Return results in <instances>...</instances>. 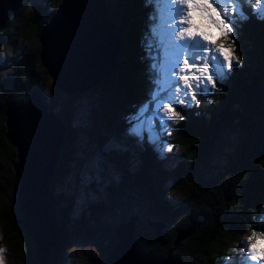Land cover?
Wrapping results in <instances>:
<instances>
[{
  "label": "trees",
  "instance_id": "1",
  "mask_svg": "<svg viewBox=\"0 0 264 264\" xmlns=\"http://www.w3.org/2000/svg\"><path fill=\"white\" fill-rule=\"evenodd\" d=\"M27 1H16L15 9L0 29L1 48L18 35L15 30L23 24L22 15L33 28L24 50V65L18 66L12 78L5 79L0 92V146L6 161L5 167L0 164V168L6 172L3 184L9 186L11 193L17 192L20 184L16 164L20 158L18 148L7 137L6 111L10 103L25 104L34 91L42 105L61 118L65 128L55 176L50 182V190L56 196L54 221L61 224V233L56 246L50 249L49 264H66L64 247L72 239H95L100 245L96 257L99 264H105L117 244L116 225L131 217L139 218L135 222L137 252L153 255L156 260L168 257L167 264H251L241 256L232 260L224 256L236 255L248 236L264 232V19L253 14L264 6V0L259 8L251 3L245 6L248 15L235 29L236 46H232L231 36H223L233 52L231 67H226L228 74L216 81L210 93L198 94V102L194 100L192 106H178L180 115L175 124H180V134L161 132L159 122H155L159 143L163 146L168 143L164 146L168 149L166 153L160 152L157 144L159 150L154 152L148 139L138 140L128 133L132 126L129 121L150 100L154 87L150 69L153 61L146 50L145 37L151 35L149 25L153 21L149 17L157 6L148 5L147 0L89 3L94 11L112 21L118 40L115 70L106 73L111 67L110 60L103 61L102 55L96 68L91 65L86 73L79 72L88 83L97 84L67 93L56 88L52 80L50 95L46 97L35 71L36 65L48 71L41 59L39 34L63 0H52L53 9L38 5L28 11ZM159 7L169 5L161 3ZM159 22L157 14L155 23ZM81 24L75 29L78 33H82ZM159 43L156 38L153 55L157 62L163 58ZM249 53L248 68L244 59ZM235 58L238 59L234 62ZM93 98L94 103H90ZM233 101L238 104H232ZM82 103L91 104L89 125L84 127L76 118ZM85 132L90 143L98 146L107 143L101 152L106 159L102 169L117 176L113 179L109 174L100 183L107 201H93L90 205V216L95 220L92 229H78L79 220L71 215L74 209V197L68 195L71 191L53 190L56 183L66 181L70 167L79 165L73 141ZM173 154L181 156L178 163L170 161ZM74 176L78 178L77 174ZM171 191L180 193L178 202L173 203L168 197ZM150 217L154 218V224L162 226V243L147 221ZM1 221L7 231L11 264H39V248L28 231L26 212L18 199L2 212ZM43 225L48 227V235H52L51 220ZM67 226L76 232L70 235Z\"/></svg>",
  "mask_w": 264,
  "mask_h": 264
},
{
  "label": "rangeland",
  "instance_id": "2",
  "mask_svg": "<svg viewBox=\"0 0 264 264\" xmlns=\"http://www.w3.org/2000/svg\"><path fill=\"white\" fill-rule=\"evenodd\" d=\"M88 2H95L98 5H100V0H89ZM251 4H252V6H255L256 8H259L262 5V0H260L259 4H256L255 0H253V2ZM38 5L39 6L45 5V6H47V8L53 9L52 0H28L25 4L27 11L30 9H34ZM83 11H85V10H83ZM95 14H100V13L96 12V11H92V13L90 14L88 21H87V27H92L90 19ZM100 15H101L102 19L97 23V28H96L97 29L96 34L98 32H100L98 35V36H100L101 46H102L100 52L97 51V49H95V47H94V46L98 45V38L99 37L96 36V34L93 38V41L91 42L90 40H88L86 38V35H85V33H86L85 30L87 27L85 28L83 33H78L75 31V28L78 27V22H80L81 18H78V20L74 19L71 22L72 27H71L70 34L72 36H75L77 38V41H78V47L76 48V51H77V53H83L84 52L83 55H77L75 57L76 59H73V65L75 67H77L78 69L82 68L83 72H81V73H83V74L89 70L91 65L96 68L98 57H100L102 55H103V61L106 62L107 60H110V66L112 65V62H113V55H112L113 49L111 51L109 44H111L112 46H115L113 38H115V40H116V37H115V34L113 33L112 21L110 20V17L106 18L103 14H100ZM192 15H193V21L195 24H197L202 29L207 30V31H211L213 33L212 39L216 41L215 44H213L211 41H203V43L207 45L206 53L209 56V58H211V56L213 54L219 55V53L216 50H217L218 46L221 44H223L226 48H230L232 51V48L230 47L231 45H229L226 42V40L223 38V36L219 35L218 31L214 27L209 26L206 20L201 19L198 12H193ZM22 17H24V18H21V22L23 23L22 26H18L15 30L18 33V35L14 39L4 42L1 45L2 47L0 48V92L2 91V89L4 87L3 83H4L5 79H7V77L12 78L14 76V74L18 71V66L22 65V64L24 65V63H25V59H23V56L25 55L26 52H24V50L27 49V46H28L27 39H28V36L31 35L30 30H32L33 28L30 26V25H32L31 22L27 21L26 16L22 15ZM170 19L165 20L164 27L166 29L169 28V27H167V25L169 24ZM108 22H111L110 26L108 25ZM103 27H104V29H103ZM228 36H231V39L233 41L232 46H236V42H238L237 37H236V30L234 29V31L232 33H228ZM105 42L109 43L107 46V50L110 53L108 51L106 52ZM91 43H92L93 49L90 47ZM117 45H118V41H117ZM97 54H99V55H97ZM161 55L163 56V48L162 47H161ZM237 59L238 58H235L234 62ZM232 61H233V59H232ZM202 63H203L202 60L198 61V64L202 65ZM244 64L248 68L251 65L250 53H249V56L245 57ZM226 67H227V63H226ZM35 71L38 75V84L41 85L44 95L46 97H48L50 95V90H51L50 88H51L52 79L47 74L44 67H40L39 65H36ZM108 72L109 71H107L106 73H108ZM78 73L74 72L73 76L78 77L77 76ZM106 73H104V75ZM181 75H183V73H181ZM197 75H199V73H197ZM172 76L174 79H179V76H177L175 73H173ZM80 80L83 81V80H85V78L80 77ZM95 84H97V83H95ZM82 85H85V84L81 83V86ZM209 87L211 88V91H212L213 88L215 87V85L213 86L210 84ZM192 94H194V92H190L189 96H191ZM225 94H226V91L224 92V95L222 96L223 99H225ZM195 102H198V94L196 95ZM90 103H94V98L90 99ZM90 103H82L81 109L77 111V115H76L77 121L81 122L83 124V127H84V125H89V116L88 115H89V110H90V106H91ZM193 103H194L193 100H189L188 104H181V106L188 107V106H192ZM232 104H238V102L233 101ZM178 106L173 105V107H175V111H177L179 113L180 109ZM37 111L33 108L32 110L28 111L30 113V115L20 116V118H19V124L20 125L17 129L19 130V134H18L19 138H22V143H23L24 139H30L32 137V136L28 135L29 132H31V133L35 132L39 126L41 127L40 119L38 118L39 113H37ZM160 115L164 116L165 119H168L170 122L165 128H159V131L164 132V133H168V134L179 135L180 131L178 130V127L180 126V124H175V122L178 121L180 113H179V115L169 117L166 114V111L163 108H161ZM13 116L16 118L19 116V114L13 115ZM87 137H88V132H85L84 134H81L79 138L74 139L73 146L75 148L77 147V149H78V157L80 159L79 165H77V163H76V164H74L73 168L70 167V171H69L68 175L64 178V179H66V181L56 183V185L54 186V189H53L55 191V193L56 192L58 193V191L60 189H63L64 191H67V189H68L71 191V194H68L70 196L73 195V197H74V209H73L71 215L73 217H76L77 220H79L78 229H80L81 224L82 223L85 224L86 221H87V224H85L83 229H85V228L92 229L90 226L95 224V220H92V217L90 216V214H91L90 209H89L90 205L92 204L93 201H97V202H106L107 201V196H106L107 193H106V191H104V188L102 186H100V183L104 182L107 179V175H109V174L112 175L113 179H117V176L114 173L105 172L102 169V166L106 162V159H105V157L104 158L101 157L102 156L101 152L104 149H106L107 143L105 145L98 146L97 144H93L92 142L90 143L89 140L87 139ZM144 138L148 139L147 135H145ZM16 141H18V143H19L20 140H16ZM30 142H31V140H30ZM167 145H168V143L165 144L164 146H167ZM151 146H152L151 150H153L154 152L157 151L158 148L155 147L154 143H152ZM163 152H165V153L168 152V149L164 147ZM180 160H181V156L173 154L170 161H173V162L177 161V163H178ZM0 164L3 167H5V165H6V161H5V158L3 156V151H2L1 146H0ZM167 165H169V164H167ZM71 166H72V163H71ZM3 167L0 168V249H3L4 251H3V253H0V255H2V257H3V264H11L12 260H11V258H9L10 247L8 248L9 241L6 238L7 231H6V228L1 221V214L6 209L8 210L9 204L11 202L17 201V199H19V196H18V190H17V192L11 193L9 190V186L7 187L6 184H3L6 181L4 178L6 172L4 171ZM16 167L18 170H21L20 164H16ZM35 170H36V168H35ZM100 170H101V173H100ZM75 174H77L78 178H75V176H74ZM180 196L181 195L179 192L171 191L170 193H168V197L171 199V201L173 203H176V201L178 202L180 200ZM34 201H35V199L33 198L32 203H34ZM115 215H116L117 219L121 218L120 214L116 213ZM82 218H85V219L82 221ZM150 218L154 219L152 217H150ZM108 221H109V218H108ZM41 223H42V221H40V224ZM158 226H161V225L158 224ZM67 227L69 229L66 231L70 235H72L73 233L76 232V230L72 229L71 226H67ZM261 235H264V232H257L256 234H252V235L248 236V241L244 243V246H241L240 249L236 250V252H237L236 255L232 254L231 257H229L226 254L224 257L227 258L228 260L235 259V257H237V256L247 257L246 260L249 261L251 264H264V259L252 260L251 259L252 253L249 251L251 244L254 243L256 238H258ZM95 236H97V237L99 236L98 232L95 234ZM249 237H251L252 239L250 240ZM178 242H179V238L177 239L176 244ZM99 248H100V245L97 244L95 239H93V240L72 239L69 243V246L64 247L66 257H67L66 258V260H67L66 264H96V263L99 264L100 261L98 260V257H96V253L98 252Z\"/></svg>",
  "mask_w": 264,
  "mask_h": 264
},
{
  "label": "water",
  "instance_id": "3",
  "mask_svg": "<svg viewBox=\"0 0 264 264\" xmlns=\"http://www.w3.org/2000/svg\"><path fill=\"white\" fill-rule=\"evenodd\" d=\"M16 1L0 0V29L15 9ZM78 5L86 8L90 6L88 0H79ZM85 16L86 11L76 8V4L71 0H63L51 16V22L44 23L39 34L42 62L47 68L54 86L67 93H74V90L82 91V89H87L95 84L94 82L88 83L89 81L86 79L81 81L78 72H83V69H78L73 65V59H76L77 55H83L84 52L77 53L76 51L78 41L75 36L70 34L71 22L76 18H84ZM87 21L83 26L85 28ZM87 29L88 27L85 30L86 33ZM113 39L115 46L109 44L111 51L113 49V62L108 70L109 74L115 70L116 66L118 40ZM91 48L93 49V47ZM74 72L78 73V77L73 76ZM75 81H77L76 84H74ZM81 83L85 85L81 86ZM33 108L38 110L41 127L39 126L40 128L38 127L35 132H29L28 135L32 137L24 139L22 143V138H19V130L17 129L20 125L19 118L30 115L28 111ZM12 114H19V116L15 118ZM6 123L8 140L18 148V158H20V162L17 164H20L21 170L16 167L20 184L18 202L25 209L28 231L37 242L39 264H49L50 249L56 246L57 238L61 233V224L54 221L56 196L50 190V182L55 176L56 164L59 161L61 147L64 143L65 128L61 118L48 111L47 106L42 105L39 96L34 91L29 94L25 104L10 103L7 106ZM13 137L20 140L19 143ZM101 157L104 158L103 153ZM33 198L35 199L34 203H32ZM50 220L53 231L51 232L52 235L49 236L48 227L43 224ZM136 220L137 218L131 217L128 221L116 225L117 244L109 253L105 264H167L168 257L164 260H156L153 255L146 256L137 252ZM40 221H42L41 224ZM147 221L152 226L157 239L162 243L161 229L155 227L153 219Z\"/></svg>",
  "mask_w": 264,
  "mask_h": 264
},
{
  "label": "snow or ice",
  "instance_id": "4",
  "mask_svg": "<svg viewBox=\"0 0 264 264\" xmlns=\"http://www.w3.org/2000/svg\"><path fill=\"white\" fill-rule=\"evenodd\" d=\"M252 2L253 0H147L148 5L157 6V10L149 17L150 21H153L149 25L151 35L146 34L145 37L146 50L153 61L150 69L154 76L152 80L154 87L150 100L140 106L133 114L134 120L129 121L132 126L128 129V133L131 136L143 140L147 135L148 140L157 144L163 152L164 146L159 143L155 122L158 120L159 127L165 128L170 121L160 115L161 108L169 117L179 115L173 105L188 104L189 100H196L197 94L210 93L209 85L214 86L217 80L223 79L228 74L226 63L227 67H231L233 59L231 49L221 44L216 50L219 55L213 54L209 58L206 53L207 45L203 41H211L215 44L216 41L212 39L213 33L195 24L192 13L198 12L201 19L214 27L219 35L226 36L234 29L238 30L239 21L247 19L245 6ZM161 3L170 7L161 9L159 7ZM255 3L259 4L260 0H255ZM182 5H186V8ZM182 13H186V16L181 23H186L187 27L180 28L179 25L170 29L164 27L166 19L179 17ZM157 14L160 16V23H155ZM253 14L264 19V7H260ZM177 31L180 42H176L173 38V34ZM156 38L160 41L157 47L163 48V58L159 62L153 55ZM181 59L183 66L180 64ZM201 60L202 65L198 64ZM173 73L179 76V79H174ZM190 92L194 94L189 96ZM3 251L0 249V253ZM249 251L252 253V260L264 259V235L256 238ZM244 259L246 260L247 257ZM0 264H3L2 255H0Z\"/></svg>",
  "mask_w": 264,
  "mask_h": 264
},
{
  "label": "bare ground",
  "instance_id": "5",
  "mask_svg": "<svg viewBox=\"0 0 264 264\" xmlns=\"http://www.w3.org/2000/svg\"><path fill=\"white\" fill-rule=\"evenodd\" d=\"M73 3H77V0H71ZM100 18V19H99ZM102 18H101V15L100 14H95V15H93L92 17H91V25H92V27H88V29H87V33H86V38L88 39V40H90L91 42L93 41V38H94V36H95V34H96V32H97V23L101 20ZM108 25L110 26L111 25V22H108ZM69 28V27H68ZM201 28V27H200ZM103 29H104V27H103ZM99 33L100 32H98L97 34H96V36H98L99 35ZM99 38H98V45L97 46H94L95 47V49H97V51H101V39H100V36H98ZM109 39V38H108ZM97 40V39H96ZM96 44V43H95ZM108 44L109 43H106L105 42V47H106V51H108L107 50V46H108ZM90 47H92V43H91V46ZM109 52V51H108ZM90 76V78H91V76H92V74H90L89 75ZM77 83V81H75V83L74 84H76ZM137 218V220L136 221H138V217H136ZM155 225V227L157 228V229H160L161 228V226H158V224H154ZM136 231V230H135ZM159 264H161V263H159Z\"/></svg>",
  "mask_w": 264,
  "mask_h": 264
},
{
  "label": "clouds",
  "instance_id": "6",
  "mask_svg": "<svg viewBox=\"0 0 264 264\" xmlns=\"http://www.w3.org/2000/svg\"><path fill=\"white\" fill-rule=\"evenodd\" d=\"M89 1V0H88ZM79 3V0H77V3H76V8H79V9H82V10H85L86 11V16L84 18H81L80 22H78V26L79 24L82 22L81 26L80 27H83L86 20H88L90 14L92 13V11H94V7L91 5L89 8H86L84 6H79L78 5ZM88 3H91V2H88ZM79 12V11H78ZM76 16V15H75ZM78 20V18H76ZM72 20V19H71ZM78 27H76L75 29H77ZM85 30V27H83V29L81 30V32L83 33V31Z\"/></svg>",
  "mask_w": 264,
  "mask_h": 264
},
{
  "label": "flooded vegetation",
  "instance_id": "7",
  "mask_svg": "<svg viewBox=\"0 0 264 264\" xmlns=\"http://www.w3.org/2000/svg\"><path fill=\"white\" fill-rule=\"evenodd\" d=\"M85 224H86V223H85ZM85 224H81V228H82V229L84 228Z\"/></svg>",
  "mask_w": 264,
  "mask_h": 264
}]
</instances>
